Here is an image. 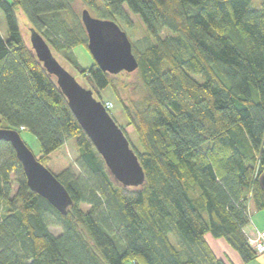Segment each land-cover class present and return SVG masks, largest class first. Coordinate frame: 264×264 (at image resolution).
<instances>
[{"label":"trees","instance_id":"obj_1","mask_svg":"<svg viewBox=\"0 0 264 264\" xmlns=\"http://www.w3.org/2000/svg\"><path fill=\"white\" fill-rule=\"evenodd\" d=\"M256 1L0 0L8 28L7 37L0 32V127L5 120L33 133L37 158L74 201L64 214L33 191L13 146L0 141V264H236L215 253L208 234L225 238L244 263L258 256L246 231L250 205L264 210V0ZM78 2L120 26L139 16L150 43L132 42L134 81L78 61L73 49L88 44ZM19 11L89 76L101 101L110 88L138 135L140 146L120 125L144 185L115 182L25 40ZM69 139L78 176L63 149Z\"/></svg>","mask_w":264,"mask_h":264},{"label":"water","instance_id":"obj_2","mask_svg":"<svg viewBox=\"0 0 264 264\" xmlns=\"http://www.w3.org/2000/svg\"><path fill=\"white\" fill-rule=\"evenodd\" d=\"M81 18L88 35L87 48L99 67L111 74L133 72L138 68L132 41L115 20L95 16L88 8L82 10ZM30 45L46 71L56 79L71 110L101 154L115 182L123 187L144 185L146 175L139 157L104 102L95 97L91 88L77 80L60 62L43 35L31 26ZM0 141H7L13 146L29 187L66 214L74 203L72 196L65 185L37 158L20 131L0 127ZM259 184L264 192V170L259 176Z\"/></svg>","mask_w":264,"mask_h":264},{"label":"rangeland","instance_id":"obj_3","mask_svg":"<svg viewBox=\"0 0 264 264\" xmlns=\"http://www.w3.org/2000/svg\"><path fill=\"white\" fill-rule=\"evenodd\" d=\"M259 0L256 1L258 3ZM259 4V3H258ZM77 7L80 11L84 9V5L81 3H77ZM93 15L97 16L95 13ZM18 18H19V24L20 28L22 31V34L25 38V40L30 43V22L28 21L27 17L21 12H18ZM130 19L132 20L133 24L129 25L127 22L122 21L120 22L121 26L123 27V30H125L131 39V41L135 44V46L139 49H143L146 45L150 43V39L147 37L148 33L145 29L144 24L140 20L139 16L131 13L130 14ZM0 32L3 37L8 36V28H7V23L6 19L4 16V13L0 11ZM167 31H164V34H166ZM151 39H153L151 37ZM154 40V39H153ZM74 54L76 55L78 61L85 67H89L93 64L94 58L90 51L87 49V47L83 45H79L73 49ZM57 58L60 60V62L77 78V80L84 85L87 88H91V81L89 80V76L86 73L79 72L77 68H75L68 60H66L64 54L62 53H56L54 52ZM122 79H124L127 82L134 81L136 79V72H127L123 71L119 73V75ZM101 94L103 98L106 101L112 102V113L115 115L118 124L121 126H125L126 131L131 139V141L136 145L140 146L138 135L136 131L133 129L131 125L128 124V120L126 115L123 112V109L121 107V104L118 102L116 98H114V95L112 91L110 90L109 87L101 91ZM95 97H99L97 92L94 93ZM123 97L126 98L127 95L125 93H122ZM99 99V98H98ZM0 120H2L0 116ZM7 123L4 120L2 122V127H6ZM22 138L24 141L30 146V148L33 150L34 154L39 156L40 155V145L39 142L36 138V136L31 133L28 130H23L22 133ZM64 152L72 162L73 166V171L75 175L80 174V168H79V150L77 148V144L75 139H69L64 147ZM250 213H251V223L247 227V235L249 238L253 237L254 234H258V230L264 231V210H257L254 207V204L252 203L250 205ZM50 229L52 232L55 234H59L62 232V228L59 226L51 225ZM171 238H173L176 242V236L171 234ZM207 239L215 251V253L221 257L228 256L231 258V260L234 263L237 264H264V255L257 254L258 256L251 262L249 263H243L241 260V257L239 253L228 243V241L225 238H214L210 234L207 235Z\"/></svg>","mask_w":264,"mask_h":264},{"label":"built area","instance_id":"obj_4","mask_svg":"<svg viewBox=\"0 0 264 264\" xmlns=\"http://www.w3.org/2000/svg\"><path fill=\"white\" fill-rule=\"evenodd\" d=\"M105 106L111 108L112 102L105 101ZM24 129V127H22ZM258 234H254L253 237L249 238V243L257 254L264 255V231L258 230Z\"/></svg>","mask_w":264,"mask_h":264},{"label":"crops","instance_id":"obj_5","mask_svg":"<svg viewBox=\"0 0 264 264\" xmlns=\"http://www.w3.org/2000/svg\"><path fill=\"white\" fill-rule=\"evenodd\" d=\"M242 260V259H241ZM243 262V261H242ZM244 263V262H243ZM237 264V263H236Z\"/></svg>","mask_w":264,"mask_h":264}]
</instances>
